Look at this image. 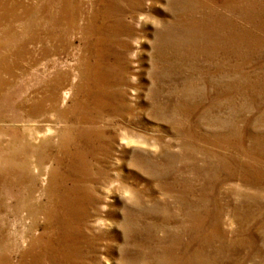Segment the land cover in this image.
Segmentation results:
<instances>
[{"label": "rangeland", "instance_id": "rangeland-1", "mask_svg": "<svg viewBox=\"0 0 264 264\" xmlns=\"http://www.w3.org/2000/svg\"><path fill=\"white\" fill-rule=\"evenodd\" d=\"M0 264H264V0H0Z\"/></svg>", "mask_w": 264, "mask_h": 264}, {"label": "clouds", "instance_id": "clouds-1", "mask_svg": "<svg viewBox=\"0 0 264 264\" xmlns=\"http://www.w3.org/2000/svg\"><path fill=\"white\" fill-rule=\"evenodd\" d=\"M127 143V141H123ZM121 198L124 199L129 204H135L136 203V195L134 191L131 188H124L122 192L120 193ZM98 223H102L101 221H98Z\"/></svg>", "mask_w": 264, "mask_h": 264}]
</instances>
